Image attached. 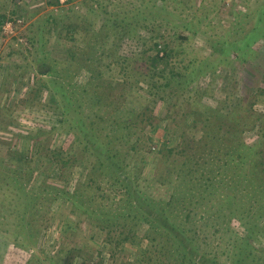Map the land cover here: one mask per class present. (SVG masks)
I'll return each instance as SVG.
<instances>
[{"label":"rangeland","instance_id":"obj_1","mask_svg":"<svg viewBox=\"0 0 264 264\" xmlns=\"http://www.w3.org/2000/svg\"><path fill=\"white\" fill-rule=\"evenodd\" d=\"M148 1L0 0V15L16 8L21 14L0 26V264H190L170 240L146 236H154L151 226L158 229L164 222L150 218L155 203L166 204L175 193L189 194L201 183L195 176L188 180L186 159L176 152L182 139L199 138L205 124L232 111L241 120V138L260 154L250 169L258 159L264 161V38L253 43L254 57L243 62L229 48L224 58L211 48L214 40L235 34L233 21H242L246 29L241 13L264 0H157L164 6L155 18L140 14L152 9L143 6ZM134 17L139 20L133 31L121 29L122 20ZM169 38L181 54L171 55L170 66L143 67V50L154 40L162 49ZM210 53L215 68L202 64L205 71L192 82H179L180 65L194 56L206 60ZM68 60L82 67L73 78L61 77L62 66L55 63ZM51 64L55 75L48 74ZM152 68L159 71L154 78ZM91 69L102 77L91 78ZM49 77L90 89L80 104L69 103L64 123L60 95L48 82L40 84ZM109 89L116 91L114 97L107 95ZM96 96L105 104L91 103ZM89 115L91 135L109 142L105 158L117 170L112 176L101 173L95 157L84 164L88 151L79 140L87 131H79L76 120ZM166 148L176 149L168 153ZM60 159L67 166L61 167ZM14 171L24 192L10 180ZM256 174L264 185V173ZM88 178L91 186L85 184ZM235 179L218 190L222 200L215 208L207 209V198L195 210L189 225L202 233L193 252L199 261L229 263L231 231L244 235L239 218L264 201V192L254 201L255 174L248 172L246 182ZM206 210L221 212L219 224L212 219L217 211L198 219ZM252 241L264 249V235Z\"/></svg>","mask_w":264,"mask_h":264},{"label":"trees","instance_id":"obj_2","mask_svg":"<svg viewBox=\"0 0 264 264\" xmlns=\"http://www.w3.org/2000/svg\"><path fill=\"white\" fill-rule=\"evenodd\" d=\"M148 4L145 3L143 4V6H147L148 9H152L148 10V12L141 11L142 13L140 14H144L146 16V13H148L152 15L151 18H155V16H160L159 11H161L162 7L164 6L163 3L160 4L159 7V5L157 4V0L156 2L155 0H149ZM17 10L18 8L12 9L9 12V15L1 14L0 26H2L6 21H15L17 16H21V14H17ZM241 14L244 15L247 19H249V21L246 19V29H243V25L241 23L242 21H233V26L236 30L235 34H228V36H222L223 38L214 40L212 42L211 48L213 51H215L214 53H219V55H222L223 58L224 54L229 48L235 52V57L233 58L243 62L249 58L252 59L254 57L256 50L253 48V43L258 38H264V2L262 5L251 7L249 11ZM48 18L49 17H47V19ZM138 20L139 18L137 17H134L133 19L127 21L122 20L121 22L123 23H120L122 24L121 29H130L131 31L138 24ZM74 26H76V24L71 25L70 28L72 29L74 28ZM237 26L239 28H236ZM156 37L158 38L163 36L157 34ZM163 43L164 44L162 49H159L157 45L158 42L154 40L149 48H145L143 50V53H141L143 56H145V58L142 59L144 65L143 67H153L154 65H157L158 62L163 63L164 66H170L169 61L171 60V55H175L176 57H178L181 54V49L174 48L172 46V39L169 38L168 40H164ZM159 50H161L162 52L161 55H159ZM71 52L73 51L71 50ZM214 53H210L212 54L211 57L207 58L206 60V57L204 59H200V61L198 56H194L192 57V59H190L189 62H185L178 68L176 66L175 68L182 71L178 75H176V77H180L181 81L179 82L189 84L194 80L195 76L198 75L199 72L202 71L203 73L205 71V67L203 66H210L211 68H215L217 63L211 60ZM74 57L75 56L72 54V58ZM55 63L62 66L59 69V75L63 78L65 76L70 75L72 76H70L69 78H73L78 74V72L82 68L81 65L78 64V62L73 63L70 62V60H68L67 62L65 61L63 64L56 61ZM202 64L203 66H201ZM164 66L162 67V70H165L166 67ZM72 67L75 68L73 71H71ZM47 68H49L48 74H57V70L55 69V66L53 64H51L50 67ZM171 68L173 69L174 66L171 65ZM171 68H169L167 72H171ZM122 69L125 70V67L123 66ZM148 71L151 74L152 78H154V75L159 74L158 68H155V70L153 68L148 69ZM97 73H100V71H98ZM90 74L91 78L97 79L102 77V75L100 74L94 75V71L90 72ZM46 82H48V87H51V85H53L52 91H55V94H58L61 97L60 105L62 108V117L60 118V121L62 123L67 120V115H70L71 110L69 108V103L77 102L80 104L82 99H84L88 95H91L88 93L90 91V89L88 88L79 86L78 88H76L70 83L64 84L61 81H56V79H53V77H49L47 79L42 78V82L40 84L45 85ZM93 83V81H89L88 85H91ZM109 90L110 91L107 92V95L109 94V92H111V96L114 97L116 91L114 92V89ZM95 91L96 89L92 92ZM91 100L94 101L95 104H105L106 101L101 100V97L97 96L96 99H90V101ZM226 114L229 113L227 112ZM234 114L235 113L231 111L230 114L227 115L225 118L224 116L217 115L214 121L209 123L208 127L207 124L202 127V134L199 138L187 137V139H185L182 137L183 139L179 144L180 148H175L176 152L182 155L184 161L186 159L185 163L189 167V170L187 171V175L189 176L188 180H193L195 176L194 180H201V183L199 184V186L194 184L197 190L191 191L189 194L185 193L186 191L184 190H182L181 193L179 192L180 194L175 193L172 198L168 199L166 204H162L161 202H154V207H156V213H150V218H152L153 220L164 222L160 224L159 228L157 227L158 229H154V225L153 227L151 226L150 231L154 232V236H151L149 232L146 233V236L150 237L153 240H156L157 236H159L160 238H162V240H165L166 242L170 240L172 246L176 247L177 254L180 253V255L185 260H188V263L190 264H216L215 262L209 260L199 261L193 254V252L196 251L194 245H196L198 242H202L203 240L202 233L199 228H195L194 226L190 227L189 225L193 221L192 218L196 215L195 210H197L198 205H202L204 201L208 198L207 209L215 208L216 203L222 200V197L217 194L218 190L224 187H231L229 184L232 181H235V178L238 177L239 179H243L242 181L246 182L247 180L245 178L248 172L249 174H251V176L255 174V179L257 180V182L254 181V184L257 186L255 188L257 198H255L254 201L259 202L261 196H263V194L261 193L264 192V189H262L261 186L264 185L263 182L258 183V179L260 176L256 173H264V161H260V159H258V164H254L255 168L254 166H252V168L254 169H250L252 162L254 161V159H257L256 157H260V154L257 151L256 146L248 145V143L244 142L241 138L242 129H239L237 127V125L240 124L241 120H239V118L233 117ZM228 116L230 117L228 118ZM73 118L74 116L70 120H72ZM226 120H228L229 123L226 125L224 132L221 133L222 125L226 122ZM88 124L91 125L90 115L89 120L84 116H80L76 120V128L79 131H87L88 133H86L82 139H80L81 137L77 136V138L80 139L79 141L83 143L81 149H83V151L85 152L88 151V154H86L87 163L84 164L88 165V161H93L91 157H95V160L99 165V169H102L101 173L106 176V173L108 172V174L112 176L117 170L115 167L112 166V162L109 163L105 158V156L108 158L109 155L107 153V148L109 150V142L104 140V138L101 139L98 136L95 137L93 134L91 135L92 127L89 128ZM41 132L45 133V131H37L36 134L39 135V133L41 134ZM33 137L36 138L35 135ZM179 145H177V147ZM175 149L166 148V151L168 153H172ZM162 150L163 149H161L160 151ZM52 153H56V151ZM59 165L61 167H64L67 166V163L63 159H60ZM247 165H249V168H247ZM257 165H259L260 168L257 167ZM116 167H118L117 164ZM243 168L244 170L241 172ZM91 172L92 171L90 169L87 173H85L86 178L89 177ZM14 174L15 175L11 174L12 176H10V180L16 182V188L24 192L25 186L22 182L23 179L19 177L18 173H16L15 171ZM66 179H68V177ZM216 181H218V184H215ZM92 182L93 180L89 179L85 184L91 186ZM86 185L82 189L87 188ZM57 190L63 191V194H65V192L68 194L70 193L74 196L77 194L76 191H67L68 189L65 190L63 188H60ZM221 191L223 194V189H221ZM204 192H206L207 195H203ZM231 198L233 199V196H230L225 200L230 202ZM211 200H213V202ZM186 201L187 203H185ZM187 204L192 206V211L190 209L186 210V206L188 207ZM179 205L181 207L177 210ZM216 211L211 212L206 210L204 214L198 216V219L205 218L204 216L206 215L210 217V215L216 213ZM220 215L217 211V215L212 216V219L216 220L218 224L219 219H217V217L220 218ZM231 216L232 213H230V217ZM143 217L146 218L144 215ZM239 219L242 220V225L245 229V234L240 235L234 231H231L233 232V234L230 235L232 241L228 244V247L231 250L228 258L229 263L223 262L217 264H264V249L256 247L254 242L252 241L253 238H256V235H264V201L259 202L251 210L249 209L248 211H246V213H244V216L240 217ZM144 254V261L149 262L151 260V257L148 255L147 252H144Z\"/></svg>","mask_w":264,"mask_h":264}]
</instances>
